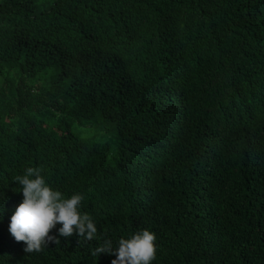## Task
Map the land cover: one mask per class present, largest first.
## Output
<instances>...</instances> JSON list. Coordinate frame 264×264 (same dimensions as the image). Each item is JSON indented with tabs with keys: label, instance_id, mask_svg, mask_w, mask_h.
Wrapping results in <instances>:
<instances>
[{
	"label": "trees",
	"instance_id": "16d2710c",
	"mask_svg": "<svg viewBox=\"0 0 264 264\" xmlns=\"http://www.w3.org/2000/svg\"><path fill=\"white\" fill-rule=\"evenodd\" d=\"M28 167L93 240L25 252ZM145 229L152 264H264V0H0V264H111Z\"/></svg>",
	"mask_w": 264,
	"mask_h": 264
},
{
	"label": "clouds",
	"instance_id": "9594fccd",
	"mask_svg": "<svg viewBox=\"0 0 264 264\" xmlns=\"http://www.w3.org/2000/svg\"><path fill=\"white\" fill-rule=\"evenodd\" d=\"M22 185L23 201L11 217L9 231L17 242H24L27 253H39L49 243H60L59 237H70L74 232L91 241L97 233L92 218L81 213L83 196L79 193L66 198L60 191L53 190L41 175L40 168L28 167L23 176L14 178ZM62 225L58 236L50 235L56 225ZM155 233L145 229L121 238L113 249L112 241L105 240L93 252L115 254L111 264H152L156 259Z\"/></svg>",
	"mask_w": 264,
	"mask_h": 264
}]
</instances>
